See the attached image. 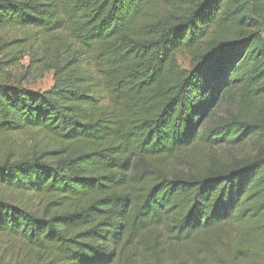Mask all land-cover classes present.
I'll list each match as a JSON object with an SVG mask.
<instances>
[{
    "label": "trees",
    "instance_id": "1",
    "mask_svg": "<svg viewBox=\"0 0 264 264\" xmlns=\"http://www.w3.org/2000/svg\"><path fill=\"white\" fill-rule=\"evenodd\" d=\"M5 27L62 50L48 89L0 82V135L53 143L0 159V234L31 264H183L228 231L264 264V0H0Z\"/></svg>",
    "mask_w": 264,
    "mask_h": 264
},
{
    "label": "rangeland",
    "instance_id": "2",
    "mask_svg": "<svg viewBox=\"0 0 264 264\" xmlns=\"http://www.w3.org/2000/svg\"><path fill=\"white\" fill-rule=\"evenodd\" d=\"M59 49L55 43H43L40 35L22 28H0V82L5 84H17L22 87L43 91L53 83L54 50ZM62 51V50H61ZM178 64L188 69L191 66L190 56L186 52L177 55ZM223 112V109H222ZM53 147V143L46 139L41 131L28 129L18 132L0 135V159L5 156L20 157L29 156L32 153L45 151ZM225 160L230 161L243 157L254 151L251 143L235 147H220L214 149ZM185 166L194 155L202 159V154H192L183 157ZM176 168L175 163L170 165ZM7 194L11 191L6 190ZM17 203L26 204L32 209L40 208L43 199L33 193L11 192ZM212 252H206L204 245H188V253H184L178 246V259L183 264H195L194 255L201 259L198 264H255L253 261H245V255L254 251V247L247 242H239L238 231L219 233L218 236H210ZM34 253L26 250L21 242L13 237L0 234V264H31ZM178 261V260H177ZM179 262V261H178ZM140 264V263H137Z\"/></svg>",
    "mask_w": 264,
    "mask_h": 264
}]
</instances>
